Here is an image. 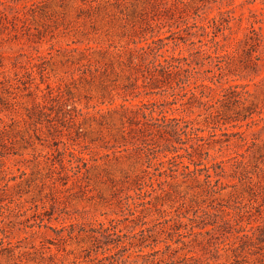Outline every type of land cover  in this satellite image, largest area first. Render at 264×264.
Segmentation results:
<instances>
[{"label": "rangeland", "instance_id": "rangeland-1", "mask_svg": "<svg viewBox=\"0 0 264 264\" xmlns=\"http://www.w3.org/2000/svg\"><path fill=\"white\" fill-rule=\"evenodd\" d=\"M144 2L0 0V81H4L0 84V127L6 125L1 135L5 146L0 145L4 155L0 154L4 171L0 186L8 185L4 201L0 199V264H101L99 260L112 253H119L129 263L146 259L155 260L150 264H167L194 256L191 264H264V251L258 254L255 249L258 245L250 247L246 257H233L232 233L222 229L212 237H184L186 245L173 244L168 230L164 232L179 214L192 219L193 210L202 215L204 209L214 212L213 207L233 213L248 206L252 225L264 223V0H207L201 5H205L201 17L196 18L201 23L205 17H216L222 24L223 34L217 33L216 39L219 45L204 47L213 56L206 62L223 60L221 84L242 86L239 90L248 100L240 108L241 114L255 111L246 120L218 124L216 140L222 143L210 150L209 161L204 163L225 161V170L218 177V187L224 189L214 195L201 193L197 186L203 178L191 189L173 183L177 192L163 206V200L157 199L150 210L137 213V229L150 228L149 240H156L138 259L127 257L133 251L106 246V238L91 237V230L101 231L102 223L109 225L114 219L120 220L124 234L129 233L126 227L131 223L125 218L134 216L118 199L134 195L128 191L132 180L144 170L154 169L135 156L131 144L123 145L120 115L108 113L120 104L160 98L142 93L123 100L121 88L127 82L119 55L126 48H135L128 45L134 37L132 26L139 31V47L163 39L167 46L162 52L187 55L202 39L193 38L197 43L193 47L176 40L180 34L169 32L178 30L175 25L170 29L172 20H152L157 12L150 13L147 24L142 23ZM168 6L163 4L161 10ZM226 53L224 58H216ZM27 69L32 71L30 75ZM216 85L220 88V83ZM48 86L54 96L61 93L63 100L74 103L73 118L57 113V105L49 101ZM35 103L41 106L35 108ZM216 108L223 116L226 112V117L236 116L233 108ZM174 115L205 125L204 111L180 110ZM224 133L242 134L228 137ZM126 137L129 139L128 133ZM79 152L88 158L86 167ZM188 218L182 220L189 228Z\"/></svg>", "mask_w": 264, "mask_h": 264}, {"label": "trees", "instance_id": "trees-1", "mask_svg": "<svg viewBox=\"0 0 264 264\" xmlns=\"http://www.w3.org/2000/svg\"><path fill=\"white\" fill-rule=\"evenodd\" d=\"M205 2L207 0H145V7L140 13L141 22L147 24L150 13L157 12L152 16V20H155L154 18L172 20L173 23L169 25L170 29L175 25L178 30L175 32L169 30V32L180 34L176 40L184 44L189 43L192 47L197 43L200 44L197 48L189 51L187 55L183 52L171 53L168 50L162 52L167 46L163 44V39L139 47L137 45L139 41L136 39L139 31L135 28L136 25L132 26L134 37L128 41V45L134 44L135 48H126L122 52L123 54L119 55V65L123 67L122 72L127 82L121 88L123 100L127 102L129 98H138L142 93L145 96L160 97L154 101H140L129 106L120 104L115 109L108 110V113L114 111L120 115L123 145L131 144L135 156L143 158L147 163V168L154 166L153 172L144 170L142 176H136L132 180L128 191H134V195L118 199L119 204L123 207L126 206L129 215L134 216L133 219L125 218L131 223V226L126 227L129 233H123L119 227L120 220L117 219L110 220L109 225L102 223L101 231L91 230V237L95 240H99V237L107 239L104 242L106 246L123 248L126 252L133 251L128 253V258L136 256L138 259L139 256H144L143 249L151 247L153 244L156 245V240H149L150 232H152L150 228L137 229L140 224L136 221L140 219L137 213L150 210L152 206H155L154 200L157 199L163 200L161 204L163 206L171 193L177 192L172 186L173 183L176 185L182 183L191 189L194 183L203 178L202 184L197 186L201 189V193L210 195L221 193L224 188L218 187V177L225 170V161L215 160L210 165L204 163V160L209 161L210 150L216 144L222 143L220 140H216L217 129H220L218 124L226 125L232 121L246 120L255 112L249 110L247 115L241 114L240 108L248 100L246 94L239 90L242 86L230 83L227 86L221 84L224 61L218 60L215 64L211 61L206 62L213 56L204 47H208L209 44L219 45L216 40L217 33L223 34V27L216 17H205L201 23L196 21V18L201 17L200 11L205 6L201 5ZM163 4L169 6L161 10ZM189 20L192 22L189 23ZM182 23L185 25L184 28L180 25ZM183 31L187 33L181 35ZM199 37L202 39H198L197 43L193 41V38ZM176 40L175 42H178ZM157 42L161 45H158ZM226 55L227 53L218 55L216 58L221 59ZM2 67L3 65L0 64V68ZM26 71L29 75L32 72L30 69ZM139 81H142L141 85H139ZM3 82L0 81V84ZM217 83H220V88L216 85ZM140 88L143 91L138 93L137 90ZM47 89L50 91L49 101L55 102L58 114L71 116L72 111L76 113L74 103L63 100L61 93L54 96V91L50 89V86ZM37 90H40L39 87ZM113 102V100L110 101L111 104ZM216 105L221 110L235 109L236 116L226 117L227 112L223 116L218 108L215 109ZM40 106V103L34 104L35 108ZM180 110L191 113L196 110L204 111L205 125H199L200 123L196 119L182 115L175 116L174 112ZM38 112L42 114V110ZM5 128L6 125L0 127L1 146H5L3 138H1ZM204 132L207 134L202 135ZM126 133H128L129 139H127ZM241 134L224 133L223 135L230 137ZM0 154L4 156L3 153ZM79 158L83 166L86 167L88 158L83 152H79ZM236 162L238 161L236 160ZM3 172L0 168V181L3 180ZM179 180L181 181L179 182ZM248 180L251 179H247L250 184L252 181ZM7 186V184L0 186L2 202L4 201L2 195L6 193ZM6 205H2L1 209ZM212 209L214 212L204 209L202 215L198 210H193L194 218L192 219L181 213L174 219L175 222L164 229V232L166 229L168 230L173 244L186 245L182 240L184 237H198V235L212 237L215 231L222 229L226 233H232L235 241L233 245L231 244L233 257H246V251L255 245H258L255 246L258 254L260 251H264V223L252 225L253 219H251L252 215L248 206L238 207L233 213L223 208L213 207ZM183 218H188L192 223L189 228L183 224ZM141 224L144 226L146 222ZM153 227L156 228V225ZM182 230L187 231L182 232ZM166 248L170 249L171 245L166 243ZM215 248L216 252L220 251L218 246ZM107 250L111 251L109 247ZM195 259L194 256H184L181 260H172L167 264H179L181 261H184V264H191ZM99 261L102 262L101 264H150L155 260L149 262L146 259L143 262L135 260L133 263H129L128 260L120 257L119 253H112Z\"/></svg>", "mask_w": 264, "mask_h": 264}]
</instances>
